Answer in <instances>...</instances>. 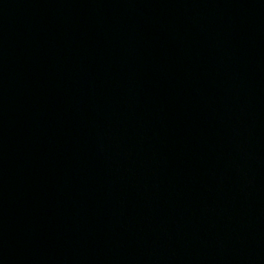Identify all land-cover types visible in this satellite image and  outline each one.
I'll list each match as a JSON object with an SVG mask.
<instances>
[{
    "label": "water",
    "instance_id": "95a60500",
    "mask_svg": "<svg viewBox=\"0 0 264 264\" xmlns=\"http://www.w3.org/2000/svg\"><path fill=\"white\" fill-rule=\"evenodd\" d=\"M0 264H264V0H0Z\"/></svg>",
    "mask_w": 264,
    "mask_h": 264
}]
</instances>
